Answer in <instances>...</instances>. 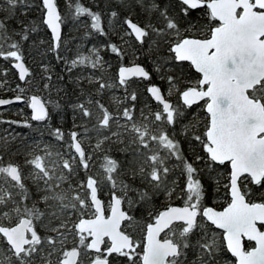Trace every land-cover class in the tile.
Returning a JSON list of instances; mask_svg holds the SVG:
<instances>
[{
  "label": "snow or ice",
  "instance_id": "obj_1",
  "mask_svg": "<svg viewBox=\"0 0 264 264\" xmlns=\"http://www.w3.org/2000/svg\"><path fill=\"white\" fill-rule=\"evenodd\" d=\"M19 3L23 0H5L8 7L0 6V58L15 61L13 66L19 70V79L26 81L31 73L23 63L19 41L13 39L18 33H10L8 20ZM137 3L143 4V0ZM181 3L185 6L182 9L185 16L191 10H208L210 23L200 38L181 35L178 23L169 16L168 10L155 3L148 10L159 12L165 21L163 26L151 23L141 26L129 16L124 23L130 31L125 34L133 35L141 45L154 34L158 40L153 43L157 47L162 42L167 43L172 59L190 62L200 75L195 86L185 88L180 96L188 107L204 102L205 131L194 139L203 144L210 162L230 165V179L225 185L229 198L226 206L222 210L203 206L205 193L201 181L195 178L197 169L184 160L182 174H186V182L180 193L185 198L183 205L167 203L159 209L149 207L159 194L171 200L175 193L176 182H172L173 187L168 186L171 170L165 160L173 156L183 160L179 142L166 130L154 133L145 122L149 116L144 112H141L142 119L137 121L131 108L125 107L113 115L96 101L101 115L94 129L98 134L104 131L110 134L99 139L95 147L99 149L105 141L123 144L130 157L128 167L121 169L117 160L105 155L101 177L89 176L86 183L73 185L70 177L75 171L76 158L63 159L57 153L61 156L60 164L46 163L52 153L45 149L43 156L35 155L25 161L32 168L28 178L38 197L33 199L20 165L0 164V242L11 254L0 256V264H35L38 256L45 264H52L41 255L45 244L51 249L47 257L59 252L57 264H80L81 248L86 254L95 253L89 257V264H109L108 257L113 253L127 258L131 264H137V260L139 264H221L225 252L231 254L234 264H264V230H261L264 229V192L253 200L254 193L247 184L245 190L240 186L243 178L248 184L264 188V0H181ZM42 5L43 23L51 30L55 49L61 42L62 17L56 0H42ZM73 7L77 17L87 15L91 18V27L103 33L100 13L84 7L79 0L74 5L70 0L69 8ZM111 15L115 17L117 13L113 11ZM189 27L196 29L197 25L189 22ZM28 31V26L22 24L21 40L28 39ZM31 31H35V27ZM111 50L122 55L115 44L111 45ZM71 64L98 68L102 60L96 53L94 59L78 56ZM118 75L120 85H126L131 77L151 79L150 73L138 64L121 66ZM167 80L174 87L175 78L170 75ZM92 82L89 78V83ZM95 82L99 85L98 91L111 87L99 79ZM49 86L44 85L45 88ZM147 92L162 106L161 110L150 113L153 123L175 124L180 112L168 102L161 89L150 85ZM130 98L137 99L135 93ZM16 99L20 100L21 96ZM9 102L0 99V105ZM30 106L34 120H45L49 116L45 103L38 96L31 97ZM74 107L84 118L92 117L91 109L83 103ZM121 119L122 124L119 123ZM112 123L116 124V131H112ZM88 131L85 128V133ZM53 135L63 139L59 128ZM70 135V148L78 155L79 165L87 169L91 154H86L82 147L78 139L80 133L74 131ZM149 142H154L157 148L150 149ZM145 150L151 154L146 155ZM121 171L126 179H118ZM137 180L141 186L136 184ZM101 182L111 185L107 206L98 198ZM64 184L67 188L62 187ZM141 209L147 213L148 222L141 228L142 240H135L122 230V225L127 222L128 226H135L138 221L132 213ZM41 224L54 235L42 237L38 231ZM210 226L220 232L212 231ZM70 233L75 234L79 245L70 250L58 249L56 244L63 245ZM106 238L110 243L102 249ZM245 240L254 242V246L246 248ZM189 252L195 255L194 261H188Z\"/></svg>",
  "mask_w": 264,
  "mask_h": 264
},
{
  "label": "trees",
  "instance_id": "obj_2",
  "mask_svg": "<svg viewBox=\"0 0 264 264\" xmlns=\"http://www.w3.org/2000/svg\"><path fill=\"white\" fill-rule=\"evenodd\" d=\"M56 2L62 17V34L60 46L55 49L53 48L50 32L43 23L41 0H23V3L17 4L14 12L8 16L9 31L10 33H18L13 39L19 41L23 59L27 62L31 75L26 81H21L11 64L12 60L0 58V80L4 79L0 83L3 84L0 87V95L14 93L17 85H23V91L32 92L34 81L39 84H49L50 86L47 88L49 116L45 120H34L30 115L26 102L8 103L0 106V157H2L0 164L7 165L9 162L18 164L24 175L26 166H30L25 161L35 155H44L40 153V150L32 152L31 145L33 143L65 142L70 138L72 128L76 129L78 133H84L85 128H87L89 130L87 133H95L96 136L109 135L108 131L98 134L94 129V125L97 124V119L101 115L96 108V101H99L113 115L122 112L125 107L133 109V115L136 119H142L141 112H144L145 115L149 116L147 121L154 133L159 129L166 130L170 137L179 142L180 155L183 160H177L174 156L165 160L166 166L171 170L167 177L168 186L173 187L172 182L175 181V193L171 200H168L163 193L159 194L155 198L154 204L149 205V207L159 209L167 203L184 202L185 198L180 195L186 182V174H182L184 173V160L192 163L193 167L197 169L195 178L201 181L205 193L203 205L209 203L217 206L223 205L229 199L227 196L228 189L225 187L228 184L229 164L220 165L210 162L203 144L194 139L196 135L202 136L207 123L203 101L188 107L184 105L179 96L182 88L198 80L199 74L192 68L190 62H177L172 59L173 54L168 51L167 43L162 42L159 47L153 43L158 40L154 34L146 38L143 45L136 41L133 35H127L128 42L131 43L135 53H137L135 60L141 61L150 70L151 79L131 77L126 85H120L117 78V66L120 63L128 62L130 58L127 53L129 48L125 49L119 37V33L127 28L124 20L128 14L143 26L151 23L162 27L165 21L160 17L159 12L148 10L151 8L152 3H155L161 9L166 8L168 10L169 16L178 23L181 35H201L206 33L207 26L210 23L207 15L208 10L206 8L191 10L185 16L182 11L185 6L182 5L181 0H143V4L137 3V0H79V3L84 7L101 14V26L103 28V33H101L91 27L90 17L87 15L77 17L75 15L74 7L69 8L70 0H56ZM75 2L76 0H71L73 5ZM0 6L5 9L8 7L5 0H0ZM113 11L117 13V16L113 17L111 15ZM189 22H195L197 28L191 29ZM22 24L28 26L29 29L27 40H21L20 38ZM33 27H35V31H31ZM11 42L8 41V43ZM112 44L120 49L122 55L111 50ZM90 46L98 47V51L104 60L101 67L92 68L90 65L73 67L71 62H68L69 59L87 50ZM5 49H7V43ZM170 75L175 78V91L167 96L172 99L173 107L180 112V115L173 125L167 124L166 121L153 123L154 118L150 115L148 107L156 106L161 110L162 106L147 92L148 84L151 81L157 82L160 89L165 93L167 88L171 87L167 80ZM46 77H51V79L48 80ZM89 78L93 81L92 83H89ZM97 79L111 85V87L98 91L99 85L95 82ZM113 93H118L120 99L117 100L116 96L113 97ZM133 93L137 97L135 101L130 98ZM80 103L91 109V118H84L79 109L74 107ZM19 107H21L20 110H18ZM21 112L25 115L24 118L16 115ZM57 128L63 133L62 140L53 135ZM115 130L116 124L112 123V131ZM149 144L150 149L155 150L157 148L154 142H149ZM69 149L71 150L70 147ZM145 154H151V152L145 150ZM105 155L117 160L121 165V169L128 167L127 161L130 157L124 151V145L105 141L104 150L92 154L87 169L80 166L79 158L77 159L73 177L81 179H86L89 175L101 177L103 174L101 164ZM161 155L166 156L167 153L161 152ZM197 156L200 157L199 160L196 159ZM118 179H126L122 171ZM241 181L243 190H245V184H247V188L254 193L251 199H257L260 193L264 192V188L248 184L243 178H241ZM24 182L33 193V199H37L38 197L35 195L36 188L30 179L25 177ZM136 184L141 186L139 180ZM62 186L66 188L68 185L64 184ZM106 186L109 190L111 189V185L107 182L99 184L98 191L100 195L102 189ZM132 214L136 217L138 223L135 226H128L125 222L123 227L135 240H142L143 232L141 228L148 222L147 213L141 209ZM210 227L212 231L220 232L214 226ZM38 231L40 235L43 233L42 224L38 226ZM245 243L250 244L251 242L245 240ZM73 245H79L78 238L72 242H67L58 249L64 250ZM105 245H108L107 240H105ZM0 248H3L2 253L7 251L6 245L2 242H0ZM137 251H141V249ZM89 252L93 254L92 251ZM59 255V252L52 255V264H57ZM90 256L91 254H86L84 249L81 248L80 264L89 260ZM194 260L195 255L189 252L188 261ZM13 261H15L14 257ZM109 264H131V262L127 258L113 253L109 256ZM137 264H139L138 260ZM221 264H234V258L231 257L230 253L225 252Z\"/></svg>",
  "mask_w": 264,
  "mask_h": 264
},
{
  "label": "rangeland",
  "instance_id": "obj_3",
  "mask_svg": "<svg viewBox=\"0 0 264 264\" xmlns=\"http://www.w3.org/2000/svg\"><path fill=\"white\" fill-rule=\"evenodd\" d=\"M130 31L127 28H125L123 31H121L119 33V37L121 39V42L123 44V46L125 47V49H127V53L130 55V58H129V61H134L135 60V55L137 53H135V50L134 48L131 46V43L128 42V36L125 34L126 32ZM98 53V55L101 57L99 51H98V47L97 46H90L87 50L75 55L73 58L69 59L68 62H72L73 60L77 59L78 56H92V58L94 59L95 58V54ZM101 60H102V64H103V59L101 57ZM4 81V79H1L0 80V83ZM46 83H42V84H39L37 82H33L32 84V91H36L37 93H39L45 100L46 102L48 103L49 100H48V89L44 87ZM20 89H23V85H20L19 88L17 87V89L14 91V93H19L21 95H24L26 98H28V95L30 92H27V91H20ZM170 87L167 88L166 90V95L169 96L170 93H172L173 91H175V86H171V91H169ZM116 96L115 98L117 100L120 99V96L118 93H113V97ZM161 106V105H160ZM21 107L18 108V110H20ZM148 110H149V113H154L156 111H159L160 109L159 108H156L153 107V106H150L148 107ZM15 114V113H14ZM22 118L25 117V115L21 112V113H18L16 114ZM136 119V118H135ZM137 121H140L141 118L139 119H136ZM146 123H149L148 121H145ZM119 123H124L123 120H120ZM74 124H77V123H74ZM82 125V123H80ZM116 131V130H115ZM103 136H96L95 133H80L79 135V139L80 141L82 142V146L86 152V154H92L94 152H97V151H102L104 150V143L101 145V147L99 149H97L95 146H96V143L99 139H102ZM72 141H71V136L69 139H67V141L65 142H57V143H47V142H43V143H33L31 145V150L32 152H35V150H40V153L41 154H44V150L46 149L47 151L51 152L52 153V156L49 158V160H46V163L47 162H55L56 164H60L62 162L61 160V156L63 157V159H68L70 156L72 157H75L76 158V163H77V159H78V155L75 154L74 150L73 149H69L70 145H71ZM104 152V151H103ZM57 153H60L61 156H58ZM76 163L74 164V168H75V165ZM32 168L31 166H26V171L24 173V177H27L28 178V174L31 172ZM75 173V172H74ZM74 175V174H73ZM72 175V178L70 179V182L73 184V185H78L80 184L81 182H85L86 183V179H81V178H77V177H73ZM89 176H92V175H89ZM30 179V178H28ZM31 181V179H30ZM32 183V181H31ZM64 187V186H62ZM67 188V187H66ZM110 190L108 189V186L104 187L102 189V198L104 200V203H105V206H107V203L108 201L110 200V194H109ZM76 218L73 217V220H75ZM48 235H54L52 233H49L48 230L46 228H44L43 226V233L41 234L42 237H44L46 239V237ZM76 236L74 233H70V234H67V238L66 240L64 241V244L61 245L59 242L56 244V247L57 248H60V246H64L67 242H72L74 240H76ZM106 245L102 246V249L105 247ZM68 248V247H67ZM65 248V249H67ZM3 249V248H2ZM2 249L0 248V256H8V255H11L8 250L5 251L4 253H2ZM50 247L45 244L44 245V252L41 254L42 256H45L47 258V260H52V257H47V252L50 251ZM92 254L91 252H88V255ZM95 255V253H94ZM37 261H41V262H45L44 260H42L39 256L36 258Z\"/></svg>",
  "mask_w": 264,
  "mask_h": 264
},
{
  "label": "water",
  "instance_id": "obj_4",
  "mask_svg": "<svg viewBox=\"0 0 264 264\" xmlns=\"http://www.w3.org/2000/svg\"><path fill=\"white\" fill-rule=\"evenodd\" d=\"M41 2H42V0H41ZM56 4H57V2H56ZM43 6V5H42ZM57 8H58V10H59V12H60V9H59V6H58V4H57ZM60 14H61V12H60ZM130 15L128 14L125 18H127V17H129ZM42 19H44V10H43V12H42ZM131 19L133 20V22H135V23H138V24H140L141 26H143L141 23H139L137 20H135L134 18H132L131 17ZM47 26V25H46ZM127 26V25H126ZM48 28V27H47ZM48 30H49V32H50V36H51V39H52V34H51V30L48 28ZM61 34H62V24H61ZM186 35H189V36H195L196 38H200V36L201 35H190V34H186ZM52 43H53V40H52ZM14 63H15V61H13L12 60V62H11V64H12V66L14 65ZM23 63L25 64V66L28 68V64H27V62L23 59ZM141 65V66H143L149 73H150V70L141 62V61H138V60H134V61H130V62H123V63H120L118 66H117V78H118V80H119V69H120V67L121 66H125V67H131V66H133V65ZM13 68L16 70V72H17V74H18V76H19V70L18 69H16L14 66H13ZM200 79V75H199V78H198V80ZM197 80V81H198ZM195 84L196 83H194V84H191V85H188V86H186V87H184V88H182L181 89V91L180 92H182L185 88H187V87H189V86H195ZM150 85H156V86H158L159 87V85H158V83L157 82H155V81H151L149 84H148V87L150 86ZM160 88V87H159ZM161 92H162V94L165 96V98L168 100V102H170L172 105H173V102H172V99L170 98V97H168L162 90H161ZM21 96V99L20 100H17L16 99V96ZM33 95H35V96H38L44 103H45V107H46V109H47V102H46V100L39 94V93H37V92H35V91H32V92H30L29 93V95H28V98H26L24 95H21V94H19V93H12V94H5V95H0V99H4V100H8V101H10L9 103H21V102H26L27 103V105H28V107H29V110H30V115L33 117V110H32V108H31V106H30V102H31V97L33 96ZM179 96H180V93H179ZM180 99L182 100V98H181V96H180ZM182 102H183V100H182ZM204 103V102H203ZM8 104V103H7ZM3 105H6V104H2V105H0V106H3ZM204 109H205V106H204ZM77 132L76 131V129H74V128H72L71 129V132H70V134L72 133V132ZM71 136V135H70ZM78 139H79V136H78ZM80 140V139H79ZM83 147V146H82ZM230 171H231V169H230V165H229V179H230ZM229 179H228V183H229ZM240 186H241V184H240ZM241 190H242V187H241ZM111 195V194H110ZM98 198L101 200V201H103V198L101 197V195L99 194V191H98ZM253 200H256V199H253ZM104 202V201H103ZM184 203V202H183ZM183 203H176V202H172L171 204H173V205H175V206H182L183 205ZM204 207H213V208H215L216 210H222V208L223 207H225L226 206V203L224 204V205H222V206H216V205H214V204H211V203H209V204H205V205H203ZM126 207V206H125ZM122 230H125L124 229V227H123V225H122ZM261 230H264V229H261ZM161 236H162V238H163V234H161ZM106 240H107V238H106ZM107 243L109 244L110 242L109 241H107ZM75 246H77V245H74V246H71V247H69L68 248V250H70L72 247H75ZM252 246H254V242H251L250 244H246L245 243V247L246 248H248V247H252ZM102 247V246H101ZM108 260H109V258H108ZM35 264H45V263H42V262H35ZM84 264H89V261H87L86 263H84Z\"/></svg>",
  "mask_w": 264,
  "mask_h": 264
},
{
  "label": "flooded vegetation",
  "instance_id": "obj_5",
  "mask_svg": "<svg viewBox=\"0 0 264 264\" xmlns=\"http://www.w3.org/2000/svg\"><path fill=\"white\" fill-rule=\"evenodd\" d=\"M198 78H199V76H198ZM196 82H197V81H196ZM196 82H195V83H196ZM193 84H194V83H193ZM228 179H229V177H228ZM240 184H241V183H240ZM242 190H243V189H242ZM110 194H111V193H110ZM101 197H102V196H101ZM103 201H104V200H103ZM227 201H228V200H227ZM227 201H226V202H227ZM226 202H225V203H226ZM225 203H224V204H225ZM104 204H105V203H104ZM224 204H223V205H224ZM214 205H215V204H214ZM216 206H217V205H216ZM221 206H222V205H221ZM247 245H248V244H247ZM73 246H74V245H73ZM77 246H78V245H77ZM91 256H94V252H93V254H91ZM108 258H109V257H108ZM87 261H89V260H87ZM87 261H85L84 263H86ZM35 262H41V261H37V260H36ZM42 263H45V262H42ZM84 263H83V264H84Z\"/></svg>",
  "mask_w": 264,
  "mask_h": 264
}]
</instances>
